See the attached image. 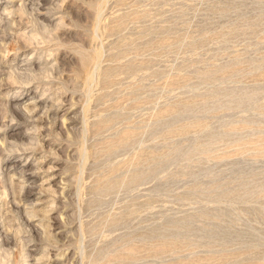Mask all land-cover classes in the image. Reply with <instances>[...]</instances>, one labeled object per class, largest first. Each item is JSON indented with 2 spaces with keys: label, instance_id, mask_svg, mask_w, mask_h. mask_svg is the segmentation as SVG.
<instances>
[{
  "label": "rangeland",
  "instance_id": "374dc122",
  "mask_svg": "<svg viewBox=\"0 0 264 264\" xmlns=\"http://www.w3.org/2000/svg\"><path fill=\"white\" fill-rule=\"evenodd\" d=\"M0 264H264V0H0Z\"/></svg>",
  "mask_w": 264,
  "mask_h": 264
}]
</instances>
